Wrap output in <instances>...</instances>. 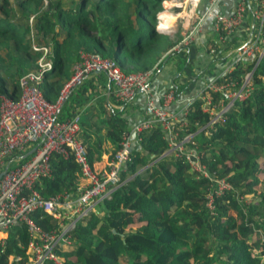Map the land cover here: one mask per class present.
<instances>
[{
    "label": "trees",
    "instance_id": "1",
    "mask_svg": "<svg viewBox=\"0 0 264 264\" xmlns=\"http://www.w3.org/2000/svg\"><path fill=\"white\" fill-rule=\"evenodd\" d=\"M159 2L70 0L69 5L51 0L43 7L42 0H17L12 8L8 0H0V96L16 99L19 78L36 67L39 52L32 49L29 35L50 49L52 67L38 84L49 101L69 77L80 50L115 60L123 72L144 71L156 63L159 69L167 60L161 55L171 45L155 29ZM256 57L234 64L214 83L239 88ZM250 85L210 133L196 132L185 142L201 154L208 172L229 184L213 197L211 211L205 206L210 181L191 170L183 155L174 159L163 154L168 142L158 127H151L133 144L120 173L122 183L99 202L96 212L75 223L68 234L70 248L56 250L63 264H264V53L251 72ZM202 95L209 99L207 109L205 98L190 103L177 123L176 141L206 124L213 106L227 102L223 91L204 88ZM120 112L101 95L82 113L77 137L89 162L101 155L103 137L110 143V155L118 149L128 128ZM107 154L93 167L101 168ZM49 165L50 175L34 184L43 197L73 191L74 181L81 182L71 156L52 154ZM173 166L177 168L171 176ZM29 216L43 230L58 227L57 220L40 210ZM27 240L23 224L9 226L0 241V264H24Z\"/></svg>",
    "mask_w": 264,
    "mask_h": 264
},
{
    "label": "built area",
    "instance_id": "2",
    "mask_svg": "<svg viewBox=\"0 0 264 264\" xmlns=\"http://www.w3.org/2000/svg\"><path fill=\"white\" fill-rule=\"evenodd\" d=\"M218 1L208 0V6L200 16L196 11L194 14L200 0H196L192 11L190 5V12L194 14L193 25L171 50H182L188 61L187 45L201 29L206 17L212 19L213 29L218 42L221 43L231 41L238 34L240 27L247 24L246 31L241 34L242 40L232 50L228 66L205 86L214 91L225 92L227 102L218 108L213 106L209 110V121L198 125L194 133H186L180 141L175 139V129L179 120L185 116L190 103L195 98H205L203 109L208 107L209 99L202 95V91L197 96L183 101L177 109L170 110L167 106L176 100L177 84L171 83L160 95L161 105L154 104L148 95V82L157 64L144 71L123 72L111 58L102 57L97 52H81L71 67L70 76L61 84L56 98L49 101L43 97L38 84L43 74L52 67L50 49L33 44L32 49L39 52L35 61L36 67L19 78L17 98L12 100L0 96V172L4 170L0 176V233L6 236V229L14 224L25 226L28 240L24 264H44L46 261L54 264L64 263V257L56 250L70 248L68 234L75 223L90 212H96L99 202L108 199L112 191L122 183L120 173L125 168L133 144L136 143L140 132L151 127H158L163 132L168 142L167 151H177V155H183L191 170L210 181L205 195V206L208 210L213 208V197L229 188L224 178L216 177L213 172L206 170L200 161L201 154L196 149L184 152L182 146L196 132L203 130L205 134L210 133V127L221 118V114L235 100L243 99L248 94L251 72L264 53V0H238L228 14L212 12ZM162 28L168 30L167 27ZM255 54L257 57L252 69L245 73L239 88H233L232 83H214L215 79L230 71L234 64L253 58ZM94 74H103L106 77L117 103L111 106L116 109L130 103L136 93L145 94L141 118L132 122L127 130L122 132L118 149L111 155L109 153L101 168H94L93 163L89 162L86 148L77 137L79 109L74 108L65 118L60 114L72 90ZM31 149L32 152L24 156ZM52 154L63 158L71 156L84 183L74 186L73 191L43 197L34 188V184L39 178L50 175L49 159ZM34 210H40L57 220V229L43 230L36 225L29 216ZM3 239L0 236L1 242Z\"/></svg>",
    "mask_w": 264,
    "mask_h": 264
},
{
    "label": "crops",
    "instance_id": "3",
    "mask_svg": "<svg viewBox=\"0 0 264 264\" xmlns=\"http://www.w3.org/2000/svg\"><path fill=\"white\" fill-rule=\"evenodd\" d=\"M237 1L238 0H219L212 8V12L228 14L232 11ZM202 2H204V4L200 9L199 5ZM207 2L208 0H200V2L197 4L196 13L199 16L204 14L205 9L208 6ZM248 21L249 19L247 16L246 23H248ZM246 27L247 24L241 26L238 34L232 38L231 41L226 40L221 43L218 42L216 37L212 25V19L210 17H206L202 23L201 29L193 36L192 42L187 45L189 49L188 61H186V54L182 50H170L180 41L173 44V46L170 45L163 54H166L165 57L167 58L170 55L174 56V54H176V56H174L175 61H172V64H169L168 66H165V62H163L161 67L154 71L148 82V95H150L154 104L161 105L162 101L160 95L169 88L171 83L177 84L179 88L176 92V100H173L167 106L168 109L175 110L186 99L197 96L205 88L206 83L209 80L215 78L228 66V62L232 57V50L234 49V46L242 40L241 34L246 31ZM156 31L159 33L161 32L158 30ZM161 33L165 34L166 31ZM177 52L180 53L177 54ZM212 62L215 64L213 67L209 68V65ZM189 66L190 68H188ZM70 74L71 70L69 76ZM90 90L93 92L91 93ZM101 95L106 97L111 108L116 109L115 107L111 106L112 104L117 105V103L114 100L112 94V87L110 84H108L106 77L103 74L90 75L89 77L85 78L77 88H75L70 96V99H68L65 108L61 109L60 114L64 118L68 117L71 111L74 108H77L79 109V115L81 117L84 110L88 106H93L96 99ZM144 97L145 94L138 92L130 103H126L121 108L117 109L121 110L120 115L126 119L128 127L132 122L141 118ZM177 130L178 129L176 128V134ZM105 131L106 127H103L101 132L104 133ZM182 147V151L184 152L192 149L185 143H183ZM110 151V143L106 137H103L101 155L102 153H108L106 155L107 157ZM75 178L77 180H81V182L74 181V186H80L84 183L82 177L75 175ZM0 236L3 238L5 237L3 233H0Z\"/></svg>",
    "mask_w": 264,
    "mask_h": 264
},
{
    "label": "rangeland",
    "instance_id": "4",
    "mask_svg": "<svg viewBox=\"0 0 264 264\" xmlns=\"http://www.w3.org/2000/svg\"><path fill=\"white\" fill-rule=\"evenodd\" d=\"M16 1L17 0H8L10 6L12 8H14L15 4H16ZM51 1V0H42V6L43 7H46L48 2ZM64 2H66L67 4L70 5V0H63ZM167 2H162L160 0L159 2V5H160V8L154 13V18H155V22H156V27L157 26H161L162 24L164 23H167L166 24V27L168 28V30L166 31L165 33V36L167 38V41L173 46V44H175L176 42L178 41H181V39L183 38V36H185V34L187 33V31L190 29V27L193 25V17H194V14H195V11L196 9L194 10V14L192 12H190V3H185V2H182V0H166ZM178 3H181V5H179ZM177 4V5H175ZM204 4V2L200 3L199 7L201 9L202 5ZM193 6V5H192ZM192 6H191V9H192ZM165 10H169L171 12H173L174 16H175V19H168V18H161V13H162V17H163V14H164V11ZM161 12V13H160ZM200 12V11H199ZM198 12V13H199ZM160 13V14H159ZM159 14V18L157 17ZM177 15V16H176ZM32 20V16H29L28 18V22L30 23V21ZM170 21V22H169ZM170 27H168V26ZM155 27V28H156ZM29 39H30V43H31V47L34 45L36 46H46V45H43V44H38L34 38H32L31 35H29ZM171 50V49H170ZM169 50V51H170ZM81 52H83V50H80L78 52V54H80ZM180 52H177V54H179ZM166 56V54H162L161 55V58H164ZM174 56H176V54H174ZM170 55L165 62V66H168L169 64H172V61H175V57ZM177 59V57H176ZM74 64V62H72ZM70 65L69 69H68V74L70 73V70H71V67L72 65ZM214 62H212L210 65H209V68L213 67L214 66ZM190 68V66L188 67ZM34 69V68H33ZM31 69V70H33ZM250 81V79H249ZM249 90L251 88V85L248 86ZM74 90H72L73 92ZM91 91V90H90ZM93 91H91L92 93ZM72 94V93H71ZM71 94L69 95V98H67L66 102L63 104L62 106V109L65 108V105L66 103L68 102V99H70V96ZM110 149V148H109ZM167 150L164 151V153L166 152ZM171 154L173 156V158H178L179 155L178 152H174V151H167L166 152V155H169ZM181 165V168L182 170L184 171L185 168L183 166V164H179ZM176 168L175 166H173L171 169H170V174L171 176H173L175 173H176ZM144 168H142L141 170H138L139 172L140 171H143ZM187 172V171H186ZM258 188V186L256 187ZM246 202V200H244ZM231 213V211H230ZM136 223L135 224H132L130 226V229H135L136 228Z\"/></svg>",
    "mask_w": 264,
    "mask_h": 264
},
{
    "label": "bare ground",
    "instance_id": "5",
    "mask_svg": "<svg viewBox=\"0 0 264 264\" xmlns=\"http://www.w3.org/2000/svg\"><path fill=\"white\" fill-rule=\"evenodd\" d=\"M191 2L190 4H191V6H192V9H193V7L196 5V0H185V3H187V2ZM192 9H191V11H192ZM177 16V15H176ZM161 18H168V19H175V16H174V14H173V12H171V11H169V10H165L164 11V14H163V17H162V13H161ZM170 22V21H169ZM166 24H168V22L167 23H164V24H162L160 27H166ZM168 26V25H167ZM168 27H170V26H168Z\"/></svg>",
    "mask_w": 264,
    "mask_h": 264
},
{
    "label": "water",
    "instance_id": "6",
    "mask_svg": "<svg viewBox=\"0 0 264 264\" xmlns=\"http://www.w3.org/2000/svg\"><path fill=\"white\" fill-rule=\"evenodd\" d=\"M156 30H160L161 32H165L167 31L165 28L162 27H158V29L156 28ZM30 152H32V149L29 150L24 156L28 155ZM164 154V153H163ZM4 173V170L0 172V176Z\"/></svg>",
    "mask_w": 264,
    "mask_h": 264
}]
</instances>
